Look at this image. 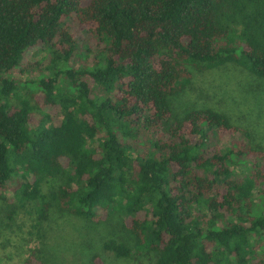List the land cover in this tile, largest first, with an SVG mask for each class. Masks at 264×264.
<instances>
[{
  "label": "trees",
  "instance_id": "trees-1",
  "mask_svg": "<svg viewBox=\"0 0 264 264\" xmlns=\"http://www.w3.org/2000/svg\"><path fill=\"white\" fill-rule=\"evenodd\" d=\"M33 48L49 73L21 83ZM228 65L264 81V0H0V220L34 215L21 264H46L53 216L115 214L128 237L94 264H264V149L227 142L223 111L172 110L192 70Z\"/></svg>",
  "mask_w": 264,
  "mask_h": 264
},
{
  "label": "rangeland",
  "instance_id": "rangeland-1",
  "mask_svg": "<svg viewBox=\"0 0 264 264\" xmlns=\"http://www.w3.org/2000/svg\"><path fill=\"white\" fill-rule=\"evenodd\" d=\"M49 63L50 56L45 48H33L25 52L21 68L28 71L24 75H17L18 80L25 83L38 80L42 72L48 75ZM31 64V68H26ZM71 64L76 65V61L72 60ZM192 71L194 81L190 89L172 99L174 115L182 116L187 111L202 108L223 111L241 129L228 137L227 142L250 140L264 149V81L255 79L237 65H228L208 73ZM236 171L243 172L244 169L238 167ZM260 196L261 193L256 191L255 204L260 203ZM5 197L10 201L14 199L11 191ZM28 211L31 209L28 208ZM33 216V213L22 209L13 219L4 217L0 220V264H21L28 256L27 249L31 245L28 247L25 243L29 239ZM52 219L54 228L46 264H94L92 259L96 254L103 253L106 240L112 236L118 239L128 237L121 230V218L117 214L100 225L83 219H60L57 216Z\"/></svg>",
  "mask_w": 264,
  "mask_h": 264
}]
</instances>
